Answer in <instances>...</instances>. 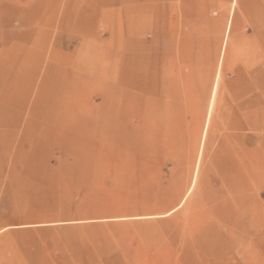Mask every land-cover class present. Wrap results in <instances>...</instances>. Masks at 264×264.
<instances>
[{
	"label": "rangeland",
	"instance_id": "374dc122",
	"mask_svg": "<svg viewBox=\"0 0 264 264\" xmlns=\"http://www.w3.org/2000/svg\"><path fill=\"white\" fill-rule=\"evenodd\" d=\"M0 264H264V0H0Z\"/></svg>",
	"mask_w": 264,
	"mask_h": 264
}]
</instances>
